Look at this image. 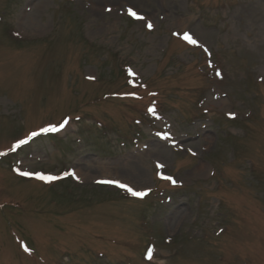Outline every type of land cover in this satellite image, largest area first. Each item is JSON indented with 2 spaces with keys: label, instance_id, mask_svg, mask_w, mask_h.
I'll return each instance as SVG.
<instances>
[{
  "label": "rangeland",
  "instance_id": "rangeland-1",
  "mask_svg": "<svg viewBox=\"0 0 264 264\" xmlns=\"http://www.w3.org/2000/svg\"><path fill=\"white\" fill-rule=\"evenodd\" d=\"M0 153V264H264V0H0Z\"/></svg>",
  "mask_w": 264,
  "mask_h": 264
},
{
  "label": "snow or ice",
  "instance_id": "snow-or-ice-1",
  "mask_svg": "<svg viewBox=\"0 0 264 264\" xmlns=\"http://www.w3.org/2000/svg\"><path fill=\"white\" fill-rule=\"evenodd\" d=\"M127 14L129 16L133 17L136 20H141V21L145 20V17H143L142 15H139L137 12H135L131 8L127 9ZM147 27L149 29H152L153 25L150 22H148L147 23ZM174 35H179V34L174 33ZM180 38L182 40L186 41L190 45H197L198 44V41L193 36H191V34H189V33H184L182 36H180ZM129 75L134 76L135 73H132L131 70H129ZM216 75L217 76H220V72L217 71L216 72ZM148 111H149V113H151L152 115L155 116V114H156L155 107H150L148 109ZM67 123H68V121L66 119L59 127L49 126V127H46V128L41 129L39 132L31 133L28 138H26L24 140H21L20 142H18L17 144H15L11 150L12 151H15L21 145L27 144L29 142V140L32 139V137L38 136L41 133L59 131ZM0 155H4V153H0ZM157 167L158 168H162L163 165H157ZM19 174L22 175V176H33L34 175L36 179L41 180V181H44L45 183H50L52 181L59 180V179H62L63 178V177H60V176H51V175H44V174H39V173L33 174V173H29V172H19ZM65 175H67V176H74L75 174L72 173V172H68ZM162 178L163 179H166V180H170L172 183H175V181L172 180L171 177H162ZM96 183H98V184H113V185H115L118 188H121V189L126 190L132 196H135V197L143 198L144 196L148 195V192L147 191H145V192H137V191L133 190L131 187H129L128 185L122 184L119 181L99 180V181H96ZM25 251H28V249H25ZM151 255H152V251H151V249H149V251H148V258L149 259L151 258Z\"/></svg>",
  "mask_w": 264,
  "mask_h": 264
},
{
  "label": "bare ground",
  "instance_id": "bare-ground-1",
  "mask_svg": "<svg viewBox=\"0 0 264 264\" xmlns=\"http://www.w3.org/2000/svg\"><path fill=\"white\" fill-rule=\"evenodd\" d=\"M106 164H107L106 162L97 163V167L102 169V170L99 171L100 175H98L97 177H104V178L107 177V178H109V180L118 181L119 177H117L115 175L116 173L111 172L110 171L111 168H107ZM90 172H92V171H87V173H85V172H82L81 169L78 168V169H76L74 171V174L77 176V179L84 180L85 177L88 176L87 174L90 173Z\"/></svg>",
  "mask_w": 264,
  "mask_h": 264
}]
</instances>
